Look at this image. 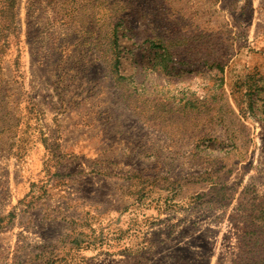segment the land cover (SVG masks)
<instances>
[{
	"label": "rangeland",
	"instance_id": "374dc122",
	"mask_svg": "<svg viewBox=\"0 0 264 264\" xmlns=\"http://www.w3.org/2000/svg\"><path fill=\"white\" fill-rule=\"evenodd\" d=\"M0 264H264V0H0Z\"/></svg>",
	"mask_w": 264,
	"mask_h": 264
},
{
	"label": "trees",
	"instance_id": "16d2710c",
	"mask_svg": "<svg viewBox=\"0 0 264 264\" xmlns=\"http://www.w3.org/2000/svg\"><path fill=\"white\" fill-rule=\"evenodd\" d=\"M248 89H249V90H254L255 88H253V87H249ZM249 106H250V110H253L254 106H252V104H250Z\"/></svg>",
	"mask_w": 264,
	"mask_h": 264
}]
</instances>
